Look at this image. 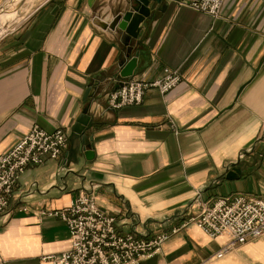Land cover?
I'll use <instances>...</instances> for the list:
<instances>
[{"label": "crops", "instance_id": "crops-1", "mask_svg": "<svg viewBox=\"0 0 264 264\" xmlns=\"http://www.w3.org/2000/svg\"><path fill=\"white\" fill-rule=\"evenodd\" d=\"M191 1L151 3L130 59L131 79L179 70L183 82L117 111L108 96L130 80L127 48L103 26L131 0H46L0 38V156L35 127L68 137L60 160L29 167L15 188L0 217V264H51L43 259L69 251L66 225L42 214L85 193L122 235H171L140 264H264V236L218 258L229 236L214 240L196 224L218 199L264 200V0H228L218 19ZM89 102L92 160L72 131Z\"/></svg>", "mask_w": 264, "mask_h": 264}, {"label": "built area", "instance_id": "built-area-1", "mask_svg": "<svg viewBox=\"0 0 264 264\" xmlns=\"http://www.w3.org/2000/svg\"><path fill=\"white\" fill-rule=\"evenodd\" d=\"M227 1L192 0L189 6L218 19ZM182 82L179 70H165L163 76L153 81H127L109 96V108L117 111L140 106L148 93L167 95ZM67 142V134L62 129L48 133L35 127L11 151L0 156V217L7 213L10 199L26 170L41 167L49 160H60ZM42 215L61 220L71 238L69 251L44 259L51 264H140L158 255L171 237L162 234L146 239L120 234L116 219L102 211L96 197L88 193L66 209ZM196 224L214 240L229 236L231 242L219 253L221 258L236 245L264 236V200L244 195L218 199L212 207L202 209ZM177 233L178 230L173 231Z\"/></svg>", "mask_w": 264, "mask_h": 264}, {"label": "water", "instance_id": "water-1", "mask_svg": "<svg viewBox=\"0 0 264 264\" xmlns=\"http://www.w3.org/2000/svg\"><path fill=\"white\" fill-rule=\"evenodd\" d=\"M95 1L96 0H90L91 5ZM161 1L162 0H131V2H127V6L124 10H120L117 13L115 19L110 25L103 26L104 29H111L113 31H117V33L121 36L124 45L127 48L124 55V63L121 65L122 67H124L121 74V77L124 80L133 78L134 72L137 69V63L135 62V60L130 59L135 49L133 41H137L141 33L140 26L144 24L147 20H151L153 18L151 3L160 4ZM98 85L99 83L90 87L84 97L85 101H88L89 99L91 100L94 97L91 91ZM122 86L123 84L120 85V87ZM90 107L91 103L89 102L86 104L83 114L78 119L77 123L72 129L75 134L83 137L82 144L86 147L85 156L88 160L93 159L94 153L93 151L88 150V145L90 144L89 141L91 140H87L83 136V134L90 124ZM232 174L241 175V171L238 169H233Z\"/></svg>", "mask_w": 264, "mask_h": 264}, {"label": "rangeland", "instance_id": "rangeland-1", "mask_svg": "<svg viewBox=\"0 0 264 264\" xmlns=\"http://www.w3.org/2000/svg\"><path fill=\"white\" fill-rule=\"evenodd\" d=\"M11 0H6L5 1V4L3 5V7L0 9V12H2L3 10H7V11H10L12 10L13 14L15 13V18L13 20H9L7 21L6 23L4 24H1L0 27H2V25H4V31L2 32V34L0 35V38L6 34L7 32L13 30L14 28L18 27L22 22L23 20L26 18V16H28L36 7H38L40 4H42L43 2H45L46 0H20L19 1V5L15 7V9H12L13 7H9V8H6L8 2H10ZM6 8V9H5ZM1 19V18H0ZM6 24V25H5ZM7 28V29H6ZM130 80H133V79H130ZM129 80V81H130ZM127 82V81H126ZM124 85V84H123ZM119 89V88H118ZM117 89V90H118ZM116 91V90H115ZM114 91V92H115ZM152 92H155V91H152ZM113 93V92H112ZM111 93V94H112ZM158 93V92H156ZM110 94V95H111ZM149 94V93H148ZM159 94V93H158ZM109 95V96H110ZM161 95V94H160ZM109 96H108V100H109ZM162 96H165V95H162ZM108 105H109V102H108ZM132 107H135V106H132ZM34 129V128H33ZM32 129V130H33ZM68 138V137H67ZM67 145H68V142H67ZM25 174V173H24ZM23 174V175H24ZM22 175V176H23ZM18 185V184H17ZM15 191V190H14ZM14 194V193H13ZM13 196V195H12ZM61 221V220H60ZM62 222V221H61ZM162 235V234H161ZM159 236V235H158ZM157 237V236H156ZM165 245V244H164ZM163 245V246H164ZM163 246H162V249H163ZM161 249V251H162ZM160 251V253H161ZM159 253V254H160ZM63 254V253H62ZM158 254V255H159ZM52 256H55V255H52ZM157 256V255H156ZM50 257V256H48ZM47 258V257H45ZM44 258V259H45ZM43 259V260H44ZM46 261V260H44ZM48 262V261H47ZM50 263V262H49Z\"/></svg>", "mask_w": 264, "mask_h": 264}, {"label": "bare ground", "instance_id": "bare-ground-1", "mask_svg": "<svg viewBox=\"0 0 264 264\" xmlns=\"http://www.w3.org/2000/svg\"><path fill=\"white\" fill-rule=\"evenodd\" d=\"M19 1L20 0H11L10 2H8L6 8H9L11 6V7H13L12 9H15V7L19 5ZM0 18H1L0 19V25H1V24L6 23L9 20L10 21L13 20L15 18V13L13 14L12 10H10V11L3 10L2 12H0ZM3 31H4V25H2V27H0V35L2 34Z\"/></svg>", "mask_w": 264, "mask_h": 264}]
</instances>
